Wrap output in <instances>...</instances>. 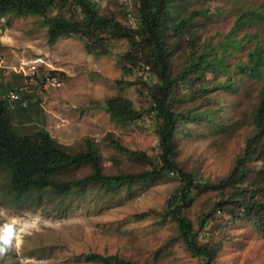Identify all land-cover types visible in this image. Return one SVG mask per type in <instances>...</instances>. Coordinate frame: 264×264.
<instances>
[{"label":"rangeland","instance_id":"obj_1","mask_svg":"<svg viewBox=\"0 0 264 264\" xmlns=\"http://www.w3.org/2000/svg\"><path fill=\"white\" fill-rule=\"evenodd\" d=\"M94 1L101 15L135 24L138 0ZM176 9L192 23L187 34L170 41L173 73L190 51L207 47L227 54L228 72H209L186 88L180 85L175 104L183 115L176 138L177 163L200 181L215 184L232 174L236 159L243 155L264 88V79L238 69L257 45L264 48V23L253 19L238 26L235 37L243 46L237 50L227 48L229 34L242 15L264 13V0H185ZM46 32L41 17L8 13L0 18V85L13 88L7 98L12 92L22 97L14 90L34 95L32 102L38 107L30 119L22 120L23 129L45 127L72 153L85 151L90 139L106 175L149 169L112 143L149 156L159 153L158 117L148 110V89L138 72L121 65L128 41L115 42L112 55H100L88 51L80 38L62 37L50 45ZM143 81L151 85L156 78L147 74ZM203 86L207 94L201 92ZM117 96L131 100L142 118L133 124L113 120L105 106ZM197 111L217 112L227 131L204 119H190ZM255 156L258 161L246 162L249 170L243 186L248 191L264 187V146ZM93 172L91 165H81L64 172L62 179H80ZM3 181L0 177V264H94L86 257L90 253L118 255L135 264H202L179 240L175 223L156 213L164 211L169 196L182 185L176 174L116 190L90 185L70 196L47 197L37 210L17 204L6 194ZM232 192L231 188L195 191L184 213L200 242L217 250L213 264H264V227L237 207L217 205Z\"/></svg>","mask_w":264,"mask_h":264},{"label":"trees","instance_id":"obj_2","mask_svg":"<svg viewBox=\"0 0 264 264\" xmlns=\"http://www.w3.org/2000/svg\"><path fill=\"white\" fill-rule=\"evenodd\" d=\"M138 1L134 25L101 15L95 8L94 0H0V18L8 13L41 17L47 28L50 45L56 44L62 37L80 38L88 51L100 55H112L113 44L127 40L129 51L122 56L121 65L126 71L138 72L139 80L148 89V110L158 117L156 132L159 136V153L156 157L149 156L145 152L122 147L118 141L112 140V143L130 156L144 161L150 168L140 173L103 174L99 168L97 150L90 139L86 140L85 151L72 153L56 141L45 127L34 131L24 130L20 125L24 124L22 120L30 119L34 108L37 111V104L32 102L34 95L14 90L22 97L11 103L6 95L13 88L0 85V177H3L6 194L9 193L17 204H29L30 209L37 210L44 206L47 197L70 196L90 185L116 190L155 180L164 174H176L182 185L169 196L164 211L156 213L175 223L179 240L202 264H213L217 250L200 242L192 221L184 212L190 206L195 191L231 188L233 192L226 201L217 205L222 207L225 203L237 207L246 218L257 220L264 227V187L248 191L243 186L249 170L246 162L258 161L255 160V154L259 146H264V88L253 116V135L246 140L243 155L236 159L232 174L211 184L183 170L176 160V138L181 132L179 123L183 119V115L176 112L177 88L180 85L186 88L209 72H228L226 50L221 54L207 47L196 52L190 51L184 65L173 73L170 68V41L187 34L192 23L191 17L177 13L176 5L185 0ZM55 10L56 14L49 15ZM67 12H71V15L67 16ZM253 19L264 23V13L250 11L242 15L229 34L227 48L237 50L243 46L242 40L235 37L237 27ZM263 67L264 48L261 45L251 51L246 63L238 65L241 72L257 79H264ZM147 74L156 78L154 84L143 81ZM201 92L207 94L209 90L203 86ZM105 109L113 120L127 124L135 123L143 115L131 100L123 96L109 99ZM216 113L197 111L190 119H204L210 126H217L222 132L227 131L225 125H220ZM41 122L44 125V118ZM81 165H91L94 172L80 179H62L64 172ZM86 257L94 264H135L118 255L90 253Z\"/></svg>","mask_w":264,"mask_h":264},{"label":"built area","instance_id":"obj_3","mask_svg":"<svg viewBox=\"0 0 264 264\" xmlns=\"http://www.w3.org/2000/svg\"><path fill=\"white\" fill-rule=\"evenodd\" d=\"M9 98H11L13 100H17V99H19V96L16 93H11L10 96H9Z\"/></svg>","mask_w":264,"mask_h":264}]
</instances>
